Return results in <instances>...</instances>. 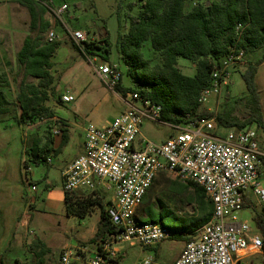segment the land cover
Listing matches in <instances>:
<instances>
[{
  "label": "rangeland",
  "instance_id": "374dc122",
  "mask_svg": "<svg viewBox=\"0 0 264 264\" xmlns=\"http://www.w3.org/2000/svg\"><path fill=\"white\" fill-rule=\"evenodd\" d=\"M204 1L212 0H187L185 10ZM139 3V0H72L70 11L63 18L71 31H82L89 40L98 42L108 38V62L120 71L123 87H129L130 82L125 76V66L119 60L117 39L128 31L130 18L138 14ZM46 18L61 39L52 57L54 83L48 90V100L44 104L54 117L24 125L20 122L17 102L23 74L17 65L16 54L29 33V13L17 0H0V77L7 82V85L0 82V92L8 101V112L0 114V264H57L59 255L66 250L86 249V257L95 250V243L90 241L97 229L100 207L94 206L85 218L68 216L63 201L61 173L80 155L85 130L90 126H107L125 109L120 95L101 83L89 57L78 52L73 42L65 38L62 24L54 22L49 15ZM142 52L151 65L162 63L160 54L152 50L149 42L143 45ZM256 64L255 91L259 108L264 113V49L246 53L243 63L231 71L228 86L222 88L220 95L200 107L199 112L213 115L225 113L241 122L247 120L251 112V96L241 74L247 66ZM177 68L185 76L195 74L194 63L183 58L177 59ZM26 82L37 84L38 80L28 77ZM64 95L72 96L73 101L62 102ZM60 120L65 122L68 135L67 144L61 152L57 155L52 152L47 156L51 159L48 166L25 164L27 151L35 140L42 146L50 139L51 147L59 148L61 137L53 136L51 130L59 127ZM232 128L217 129L225 134ZM246 128L257 132L259 144L264 149V130H257L255 126ZM140 132V136L146 140L162 143L176 130L170 124L147 121L142 124ZM28 167L30 172L25 174ZM26 178L30 179V185L36 186L35 191L29 190ZM179 183L172 173L160 172L137 208L136 219L160 220L168 228L184 231L183 228L190 225L186 218L194 217L195 209L189 202L192 188H174ZM74 194L82 196L89 193L77 190ZM97 194L104 207L112 199L111 192L98 191ZM250 200L256 211H260L256 199L250 197ZM237 216L239 221H246L252 231L259 233L251 207L243 208ZM183 239V234L166 239L156 245L155 250H142L139 246L129 247L125 244L122 248L126 253L118 264H141L149 257L156 264H172L184 248ZM242 264H264V259L255 255Z\"/></svg>",
  "mask_w": 264,
  "mask_h": 264
},
{
  "label": "built area",
  "instance_id": "2783aa9c",
  "mask_svg": "<svg viewBox=\"0 0 264 264\" xmlns=\"http://www.w3.org/2000/svg\"><path fill=\"white\" fill-rule=\"evenodd\" d=\"M71 1L42 0V3L47 8L46 15L62 24L65 38L83 49L84 43L95 41L89 40L82 31L68 28L63 18L70 11ZM49 22L44 40L59 42L61 39ZM244 56L243 49H230L211 72L210 83L199 99L201 107L228 86L231 71L243 63ZM98 58L89 57V61L101 83L114 92L122 75L115 65ZM119 95L124 111L105 127H88L82 153L61 173L63 190L67 193L111 192L112 199L105 206V212L114 230L90 256H85L86 249L66 250L59 255L57 264H110L119 261L125 244L153 248L169 239L171 232L161 224H141L135 217L144 196L162 171L172 173L181 183L199 186L212 204L210 221L198 230L193 241L185 243L172 264H242L255 255L264 259L260 233L252 231L237 216L246 201L252 203L250 197L256 199L260 211L264 212V149L257 132L251 128H232L221 134L213 118L191 121L187 114L186 122L171 125L175 134L165 142L153 143L140 136V128L147 121L163 124L161 107L142 98L137 91ZM61 99L64 103L73 101L70 95ZM51 131L53 136L61 134L59 127ZM47 163H51L50 158ZM29 172L28 167L25 174ZM25 183L30 191L36 190L29 178ZM141 264L156 263L149 257Z\"/></svg>",
  "mask_w": 264,
  "mask_h": 264
},
{
  "label": "trees",
  "instance_id": "16d2710c",
  "mask_svg": "<svg viewBox=\"0 0 264 264\" xmlns=\"http://www.w3.org/2000/svg\"><path fill=\"white\" fill-rule=\"evenodd\" d=\"M29 13V33L23 39L16 54L18 67L23 79L19 85L17 102L20 106V122L33 125L37 121L54 117L44 106L48 100V90L54 83L51 73L52 57L60 46V42H46L44 33L50 27L46 18L47 8L42 0H17ZM187 0H139L138 14L130 18L129 29L120 34L117 39L119 60L125 66V76L130 86L123 87L121 83L113 91L124 95L129 91H137L142 98L150 99L161 107V121L177 126L188 119L213 118L220 128L244 129L255 126L264 130V113L261 112L257 95L255 77L257 64L247 66L241 78L250 93V115L241 122L225 113L213 115L201 113L199 102L203 89L210 83L211 72L218 67L220 61L230 49H243L244 53L264 49V0H212L197 3L185 10ZM240 27L237 29V27ZM149 42L153 51L161 56L160 65H151L144 57L143 45ZM74 48L85 57H99L108 63L109 42L105 37L101 41L84 43L83 49L75 44ZM183 58L194 63L195 74L192 77L183 75L177 68V59ZM32 77L37 84L27 83ZM7 85L6 79L0 77V82ZM8 101L0 92V114L7 113ZM59 122V148L51 147L50 139L40 146L39 141H33L29 147L25 164L35 166L47 165L50 153L59 154L67 144L66 124ZM188 190L193 194L189 199L195 209V216L186 218L190 221L184 231H176L164 226L160 220L142 221L141 224H161L171 232L169 239L184 235V242L194 240L198 230L207 224L212 216L211 201L203 190L191 183L175 184L174 188ZM146 196V195H145ZM144 196V198H145ZM143 198V200H144ZM65 211L68 216L85 218L94 206L100 207L99 222L94 237L90 243H95L99 249L106 235L113 231L102 199L96 193L76 195L63 192ZM143 202V201H142ZM110 203V202H109ZM108 203V204H109ZM107 206V205H106ZM254 210L255 228L259 231L264 244V212L256 211L255 206L246 201L243 208Z\"/></svg>",
  "mask_w": 264,
  "mask_h": 264
},
{
  "label": "crops",
  "instance_id": "0c3cea01",
  "mask_svg": "<svg viewBox=\"0 0 264 264\" xmlns=\"http://www.w3.org/2000/svg\"><path fill=\"white\" fill-rule=\"evenodd\" d=\"M82 150H83V148H82ZM81 153H82V151H81ZM80 153V154H81ZM77 157V156H76ZM75 157V158H76ZM253 205V204H252ZM198 233V232H197ZM130 247V246H129ZM142 250H155L156 248L154 247V248H141ZM125 253H126V251H125V249L124 248H122V251H121V253H120V255H119V257L121 258V259H119V261L118 262H120L122 259H123V257H124V255H125ZM180 253H181V251L177 254V256H176V258L175 259H177L178 257H179V255H180ZM118 262H114V263H110V264H118Z\"/></svg>",
  "mask_w": 264,
  "mask_h": 264
}]
</instances>
